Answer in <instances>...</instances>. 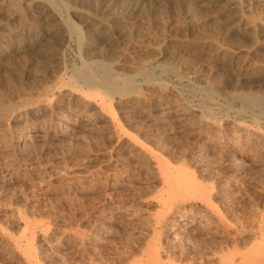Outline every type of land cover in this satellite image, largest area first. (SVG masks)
<instances>
[{
    "label": "rangeland",
    "instance_id": "1",
    "mask_svg": "<svg viewBox=\"0 0 264 264\" xmlns=\"http://www.w3.org/2000/svg\"><path fill=\"white\" fill-rule=\"evenodd\" d=\"M56 1L0 0V264H264V0Z\"/></svg>",
    "mask_w": 264,
    "mask_h": 264
},
{
    "label": "bare ground",
    "instance_id": "2",
    "mask_svg": "<svg viewBox=\"0 0 264 264\" xmlns=\"http://www.w3.org/2000/svg\"><path fill=\"white\" fill-rule=\"evenodd\" d=\"M31 1H34V0H31ZM52 2L54 3V5L55 6H58V3H57V1L56 0H52ZM69 23V22H68ZM70 27H71V30H72V32H71V35H72V37H74V38H76L77 40H78V43H79V45H80V47L82 46V44H83V41H84V34H83V31H82V29L80 28H78V27H76V26H74V25H70ZM76 40V41H77ZM90 40V39H89ZM77 43V44H78ZM164 68V67H163ZM79 70V69H78ZM77 70V71H78ZM84 70V69H83ZM161 70H163V69H161ZM167 73V72H166ZM139 74H141L142 76H144V77H146V78H149V76H151V72L150 71H144L143 73L141 72V73H139ZM164 74V73H163ZM75 75H77V74H75ZM78 75H80V74H78ZM83 74H82V72H81V78H79V79H77V80H81L84 84H86V85H89V86H91V87H99V88H101V89H105L106 90V93L108 94V95H111V94H113L114 93V90H115V84H114V82L112 83V84H110L109 82H107V80H105V79H100V81H99V79H94V78H92V77H83L82 76ZM98 78V77H97ZM160 78V77H159ZM76 79V78H75ZM159 80V79H158ZM125 82V84H124V86H126V89H127V91L128 90H130V89H133L134 88V81L133 80H126V81H124ZM117 85V84H116ZM122 89H124V88H122ZM125 89V90H126ZM137 89V88H136ZM134 90V89H133ZM117 91V90H116ZM123 91V90H122ZM132 91V90H131ZM203 91V90H202ZM133 92V91H132ZM201 92V91H200ZM101 93V92H100ZM103 93V92H102ZM119 93V92H118ZM117 93V94H118ZM202 93V92H201ZM203 93H205L204 95H205V98H206V96H207V94H209L210 95V90H208V89H204V91H203ZM115 95V94H114ZM185 95V94H184ZM212 95V94H211ZM202 96V95H201ZM208 97V96H207ZM213 97V96H212ZM103 98V97H102ZM193 98H195V97H193ZM236 98H238L239 100L238 101H243V102H245L246 103V106L247 107H250V108H255V109H257V114H255L254 116H255V119L257 120V121H259V120H264V98H262V97H260V96H252V95H247V94H241V95H236ZM235 98V99H236ZM104 99V98H103ZM196 99V98H195ZM205 100V99H204ZM210 100V99H209ZM209 100H208V102H209ZM188 101V100H187ZM203 101V100H202ZM240 101V102H241ZM210 104H212V103H210ZM189 106V105H188ZM245 108H243V110H244ZM246 111V110H245ZM248 111V110H247ZM254 113V112H253ZM168 117V116H167ZM210 117H211V113H209L208 112V114H207V118L206 119H204V120H202V122L204 123V124H207V123H209V119H210ZM213 117V116H212ZM251 117H253V116H251ZM203 118V117H202ZM254 118V117H253ZM197 120V119H196ZM199 122V121H198ZM218 123V122H217ZM261 123V122H260ZM229 124V123H228ZM264 126V125H263ZM242 128V127H241ZM246 129H247V127H245ZM198 129H200V128H198ZM245 130V129H244ZM264 130V129H263ZM199 131V130H198ZM247 133H249V130H248V132ZM255 133V132H254ZM258 132H256L255 134H257ZM217 134V133H216ZM259 134V133H258ZM257 136V135H256ZM140 139V138H139ZM149 143V142H148ZM161 144V143H160ZM159 144V145H160ZM154 145V144H153ZM156 146V145H155ZM161 146V145H160ZM250 146V145H249ZM137 147V146H136ZM153 148V147H152ZM160 148V147H159ZM226 149V148H225ZM162 150V149H161ZM141 153V152H140ZM161 154V153H160ZM168 160V159H167ZM168 162V161H167ZM159 165H160V163H159ZM155 166V165H154ZM172 166L169 164L168 166H164V167H159V168H161L160 170H161V172L159 171V173H162V175H163V177H164V179L166 180V182H167V185H169V187H170V189H171V195L169 196V199L167 200V205L166 206H169V207H167V209H168V212H169V209L171 210L172 208H176V211L177 212H179L182 208H183V202L185 201L186 202V198L188 199V196L189 195H192V194H194V193H196V192H199L200 191V189L198 188V187H200V185L201 184H199V186L197 187V185H196V183L194 182V180L195 179H191L192 177H190L189 175L190 174H188L185 170H183V168L184 167H182L181 169H179V170H175V169H173V168H171ZM174 167V166H173ZM165 182V181H164ZM166 185V184H165ZM203 186V185H202ZM168 187V188H169ZM201 188H203V187H201ZM166 190V189H165ZM169 195V194H168ZM197 195H199V194H197ZM204 196V195H203ZM202 196V197H203ZM189 197H191V196H189ZM193 197V196H192ZM199 197H201V196H199ZM198 197V198H199ZM196 198V197H195ZM193 200V199H192ZM199 200V199H198ZM166 201V200H165ZM190 200H188V202H189ZM199 202V201H198ZM207 202V201H206ZM163 203V202H162ZM194 204V203H193ZM164 205V204H163ZM162 205V206H163ZM165 206V205H164ZM207 206V205H206ZM209 207V206H208ZM164 208V207H163ZM188 210V209H187ZM164 211V210H163ZM181 211H183V210H181ZM173 212V211H172ZM171 212V213H172ZM217 212H220V211H217ZM216 212V213H217ZM166 213H167V211H166ZM213 213V212H212ZM215 213V214H216ZM176 214V213H175ZM217 215V217H218V213L216 214ZM163 216L164 215H162V218H163ZM209 216V215H208ZM215 216V215H214ZM161 217V216H160ZM159 221V220H158ZM200 221V220H199ZM173 223V222H172ZM191 223L193 224V226L194 225H196L195 224V220H192L191 221ZM173 226V225H172ZM199 226V225H198ZM151 227V226H150ZM152 228V227H151ZM227 232V231H226ZM44 233V232H43ZM263 234V233H262ZM189 236V235H188ZM264 236V235H263ZM155 245V244H154ZM163 248V247H162ZM155 249V248H154ZM200 249V248H199ZM251 249H255V250H257L256 252L258 253V255H257V257L258 258H260L261 259V261H262V263H264V238L260 241V243H257V244H255L254 246H253V248H251ZM158 250V249H157ZM223 250V249H222ZM254 250V251H255ZM250 251V250H249ZM248 251V252H249ZM223 252V251H222ZM221 252V253H222ZM228 252V251H227ZM220 253V252H219ZM233 253V252H232ZM231 253V254H232ZM31 254V253H30ZM229 255V256H232V255ZM244 254V253H243ZM217 255V254H216ZM158 257V256H157ZM215 257V256H214ZM218 257V256H217ZM32 258V257H31ZM158 258H160V257H158ZM158 258H156V257H154L152 260H153V262L154 263H156V264H159V262H160V260L158 259ZM242 258V257H241ZM258 258H256L257 260H258ZM151 259V258H150ZM208 259V258H207ZM240 260V259H239ZM151 261V260H150ZM217 261V260H216ZM260 261V260H259ZM258 261V262H259ZM149 262V261H148ZM172 262V261H171ZM181 262V261H180ZM225 262V261H224ZM226 263V262H225ZM170 264V263H169ZM185 264V263H184Z\"/></svg>",
    "mask_w": 264,
    "mask_h": 264
}]
</instances>
